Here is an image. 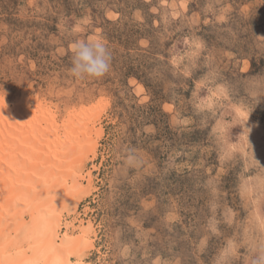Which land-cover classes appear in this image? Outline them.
Here are the masks:
<instances>
[{
	"label": "rangeland",
	"instance_id": "1",
	"mask_svg": "<svg viewBox=\"0 0 264 264\" xmlns=\"http://www.w3.org/2000/svg\"><path fill=\"white\" fill-rule=\"evenodd\" d=\"M96 36L110 71L73 77L71 43ZM0 97L62 126L106 106L68 170L85 191L56 211L60 233L93 226L83 264L264 253V0H0Z\"/></svg>",
	"mask_w": 264,
	"mask_h": 264
},
{
	"label": "bare ground",
	"instance_id": "2",
	"mask_svg": "<svg viewBox=\"0 0 264 264\" xmlns=\"http://www.w3.org/2000/svg\"><path fill=\"white\" fill-rule=\"evenodd\" d=\"M105 107L70 111L62 126L57 110L46 103L31 109L18 100L11 107L0 97V264H83L93 226L87 225L76 239L60 233L56 211L62 201L71 204L73 196L77 200L85 191L81 178L69 175L79 162L74 152L83 145L96 146L95 135L103 131L94 121ZM74 245L80 248L72 251Z\"/></svg>",
	"mask_w": 264,
	"mask_h": 264
},
{
	"label": "clouds",
	"instance_id": "3",
	"mask_svg": "<svg viewBox=\"0 0 264 264\" xmlns=\"http://www.w3.org/2000/svg\"><path fill=\"white\" fill-rule=\"evenodd\" d=\"M111 59V52L102 37L77 38L71 43L69 72L78 79L102 78L111 69ZM253 264H264V253L257 255Z\"/></svg>",
	"mask_w": 264,
	"mask_h": 264
}]
</instances>
